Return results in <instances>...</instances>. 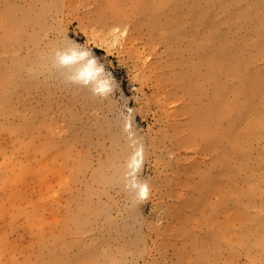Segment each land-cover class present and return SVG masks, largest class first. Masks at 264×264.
I'll use <instances>...</instances> for the list:
<instances>
[{"label":"rangeland","instance_id":"374dc122","mask_svg":"<svg viewBox=\"0 0 264 264\" xmlns=\"http://www.w3.org/2000/svg\"><path fill=\"white\" fill-rule=\"evenodd\" d=\"M67 38L111 96L49 70ZM0 264H264V0H0Z\"/></svg>","mask_w":264,"mask_h":264},{"label":"clouds","instance_id":"9594fccd","mask_svg":"<svg viewBox=\"0 0 264 264\" xmlns=\"http://www.w3.org/2000/svg\"><path fill=\"white\" fill-rule=\"evenodd\" d=\"M68 41L51 53L49 70L59 73L66 84L88 88L94 96L102 99L111 96L118 87L111 73L106 71L88 46L71 39ZM133 112L134 109L126 105L120 113L124 121L123 131L127 134L131 149L124 162L123 181L125 189L134 193V200L144 202L149 197L150 189L139 176L143 166V144L132 130Z\"/></svg>","mask_w":264,"mask_h":264},{"label":"bare ground","instance_id":"6f19581e","mask_svg":"<svg viewBox=\"0 0 264 264\" xmlns=\"http://www.w3.org/2000/svg\"><path fill=\"white\" fill-rule=\"evenodd\" d=\"M11 39V37H8L5 41L8 42ZM214 63L216 64V66L218 67L219 65V59H214ZM219 69V68H218ZM235 110H239L237 107H234ZM143 158H144V153H143Z\"/></svg>","mask_w":264,"mask_h":264}]
</instances>
